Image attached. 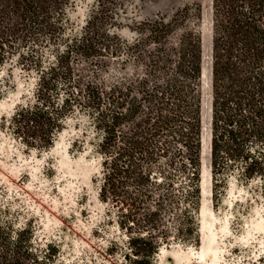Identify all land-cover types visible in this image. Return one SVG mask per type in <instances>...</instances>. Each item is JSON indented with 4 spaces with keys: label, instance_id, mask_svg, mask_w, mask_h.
Returning a JSON list of instances; mask_svg holds the SVG:
<instances>
[{
    "label": "rangeland",
    "instance_id": "rangeland-1",
    "mask_svg": "<svg viewBox=\"0 0 264 264\" xmlns=\"http://www.w3.org/2000/svg\"><path fill=\"white\" fill-rule=\"evenodd\" d=\"M58 5L50 16L57 26L54 32L40 33L24 43L15 41L0 62V227L11 234L27 226L30 251L48 264H127V234L118 226L116 204L98 198L103 155L92 111L77 103L69 110L61 105L66 90L77 92L87 84L106 89L140 73L144 69L140 53L152 47L147 29L154 20L170 23L161 40L165 51L174 46L184 27L196 28L202 70L207 69L211 0H66ZM87 24L97 30L99 44L91 55L70 54L68 75L53 80L48 102L42 106L51 113L50 123L35 133L33 122L17 112L36 102L38 74L55 65L65 43L78 37ZM136 38L144 39L139 55L138 51L129 55L126 45ZM22 55L27 58L21 60ZM199 88L202 143L197 209L191 210L189 200V235L181 230L173 237L178 213L186 205L185 175L174 174L173 200L165 205L162 217L170 236L160 243L151 264H264V184L257 176L244 177L237 164L217 174L212 190L209 137L208 152L203 153L205 127L210 136L209 73L206 81L200 78ZM251 149L264 153L259 143ZM208 236L213 250L200 258ZM48 245L53 252L46 250Z\"/></svg>",
    "mask_w": 264,
    "mask_h": 264
},
{
    "label": "trees",
    "instance_id": "trees-1",
    "mask_svg": "<svg viewBox=\"0 0 264 264\" xmlns=\"http://www.w3.org/2000/svg\"><path fill=\"white\" fill-rule=\"evenodd\" d=\"M65 1L0 0V62L15 41L24 43L54 32L57 26L50 16ZM211 9V188L214 191L217 174L237 164L244 177L257 176L264 184V153L251 149L255 143L264 146V0H211ZM147 30L152 47L140 53L144 62L140 73L106 89L87 84L77 92L66 90L61 105L69 110L77 103L92 111L103 155L98 198L116 204L118 226L127 234V264H151L160 243L170 236L162 217L165 205L173 200L174 174L185 175L186 205L178 213L173 237L181 230L189 235V200L196 211L199 197L200 34L194 27H184L174 46L165 51L161 40L170 23L154 20ZM96 33L94 26L85 25L78 37L65 43L55 65L38 74L36 102L17 112L33 122V132L50 123L51 113L42 106L48 102L53 80L68 75L70 54L95 51ZM143 41L131 40L125 52L138 51V56ZM22 56L21 60L27 58ZM192 231L196 241L194 221ZM29 237L27 226L11 234L0 227V264H48L30 251Z\"/></svg>",
    "mask_w": 264,
    "mask_h": 264
},
{
    "label": "bare ground",
    "instance_id": "bare-ground-1",
    "mask_svg": "<svg viewBox=\"0 0 264 264\" xmlns=\"http://www.w3.org/2000/svg\"><path fill=\"white\" fill-rule=\"evenodd\" d=\"M205 68V67H204ZM202 72H203V70H202ZM206 77H207V75H206ZM203 117V116H202ZM202 120H203V118H202ZM208 137H209V135H208V129H207V127H205V130H204V133H203V138H204V146H203V153L205 154L206 152H208ZM201 143H202V140H201ZM206 184H207V182H206V180L203 178V180H202V184H201V186H202V189H203V193H205V187H206ZM206 199V198H205ZM212 250H213V243H212V237L211 236H208V238H207V240L206 241H204L203 242V245H202V247H201V251H200V253H199V256H200V258L202 257V256H205V254L207 253V252H209L210 253V251L212 252ZM208 253V254H209ZM199 258V259H200ZM197 264H203V263H197ZM205 264V263H204ZM211 264H219V263H211Z\"/></svg>",
    "mask_w": 264,
    "mask_h": 264
},
{
    "label": "water",
    "instance_id": "water-1",
    "mask_svg": "<svg viewBox=\"0 0 264 264\" xmlns=\"http://www.w3.org/2000/svg\"><path fill=\"white\" fill-rule=\"evenodd\" d=\"M208 73L210 74V65L207 67V69L203 70V72L201 74V77L204 78L205 81L207 80L206 75H208ZM201 117H202V115H201ZM200 145H201V136H200Z\"/></svg>",
    "mask_w": 264,
    "mask_h": 264
}]
</instances>
